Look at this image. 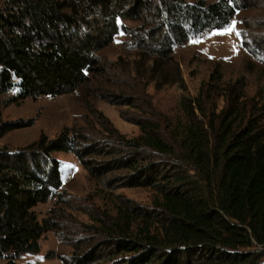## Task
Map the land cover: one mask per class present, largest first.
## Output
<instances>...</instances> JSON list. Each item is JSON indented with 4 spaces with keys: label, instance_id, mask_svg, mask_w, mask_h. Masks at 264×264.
<instances>
[{
    "label": "trees",
    "instance_id": "obj_1",
    "mask_svg": "<svg viewBox=\"0 0 264 264\" xmlns=\"http://www.w3.org/2000/svg\"><path fill=\"white\" fill-rule=\"evenodd\" d=\"M256 1L0 0V139L34 124L4 121L3 108L72 94L102 70L98 54L121 32L160 75L158 88L184 89L180 69L164 68L174 49L226 28ZM125 21L139 25L132 30ZM244 31L243 50L264 63V32ZM218 70L196 97H182L184 120L167 136L150 116L136 121L140 133L132 138L109 126L102 142L64 129L20 149L0 146V260L18 264L38 254L43 235L57 229V220H39L34 208L59 198L54 154L68 153L99 179L120 172L103 183L110 189L119 182L155 196L150 208L117 195L114 214L91 210V225L68 239L73 251L64 264H264V101H248L244 78L224 83Z\"/></svg>",
    "mask_w": 264,
    "mask_h": 264
},
{
    "label": "rangeland",
    "instance_id": "obj_2",
    "mask_svg": "<svg viewBox=\"0 0 264 264\" xmlns=\"http://www.w3.org/2000/svg\"><path fill=\"white\" fill-rule=\"evenodd\" d=\"M263 16L264 0H257L253 7L235 15L229 24L234 23L230 33L216 34L224 32L227 26L205 32L176 47L172 62L164 68L171 74L176 66L180 69L184 89L177 84L158 88L160 75L150 71V62L138 55V51L128 43V37L121 32L109 47L98 54L102 70L92 74L88 82L72 94L40 97L36 101L26 99L18 105L3 108L4 121L32 119L34 124L8 132L0 139V146L20 149L37 140L41 134L54 138L64 129L70 132L83 130L102 142L111 135L107 132L109 126L125 138H132L140 133L136 121L150 116H155L165 125L163 134L167 136L176 122L184 120L180 107L182 97H196L214 75L216 67L224 83L244 78V93L248 101L260 95L264 101V63L258 64L246 54L241 38L242 31L246 35L244 28L251 32H264ZM123 24L132 30L139 25L130 21ZM14 94L15 90L10 91L5 99ZM216 101L219 108L224 105L222 99L217 98ZM54 157L61 165V194L57 199L39 204L34 211L39 220L50 217L57 220V229L43 235L38 254L25 255L17 261L18 264H64L62 259L68 261L73 251L68 239L73 237V231H80L81 225H91V210L100 209L101 212L107 208L114 214L117 195L150 208L155 196L150 188L122 187L118 182V186L110 189L103 184L120 172L110 171L99 179L90 175L73 154L55 153ZM102 160V156L96 158L97 162ZM96 243L94 248H99L100 254L108 251L107 246L97 247ZM4 263L0 260V264Z\"/></svg>",
    "mask_w": 264,
    "mask_h": 264
},
{
    "label": "snow or ice",
    "instance_id": "obj_3",
    "mask_svg": "<svg viewBox=\"0 0 264 264\" xmlns=\"http://www.w3.org/2000/svg\"><path fill=\"white\" fill-rule=\"evenodd\" d=\"M233 28H234V23H233V25H231L227 29H225L224 32H220V33H216V34L217 35H225V34H228V33H230L233 30Z\"/></svg>",
    "mask_w": 264,
    "mask_h": 264
}]
</instances>
